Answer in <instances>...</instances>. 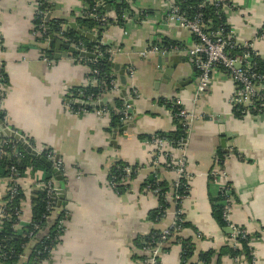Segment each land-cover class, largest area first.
I'll use <instances>...</instances> for the list:
<instances>
[{"label":"crops","instance_id":"1","mask_svg":"<svg viewBox=\"0 0 264 264\" xmlns=\"http://www.w3.org/2000/svg\"><path fill=\"white\" fill-rule=\"evenodd\" d=\"M49 1L53 5L51 17L65 21L64 30L80 17L84 6L83 0ZM126 1L129 11L125 15L143 22H125L123 27L111 24L102 36L103 45L121 48L113 63L123 65L124 75L128 66L135 70L132 81L125 78L126 93L127 88L137 92L132 100V119L121 128L131 127L121 131L110 129V117L98 116L94 109L80 115L70 109L68 102L76 101L74 90L87 85L89 67L74 61L71 55L57 61L50 59L51 63L41 60L45 46L33 36L37 0H0V65L7 81L4 121H0L35 147L59 158L62 180H56V188L63 190L59 201L67 218L59 242L44 264H140L143 253L137 240L172 224L173 208L159 221L150 219L159 201L143 187L149 174L166 183L176 179L165 153L155 150L145 139L174 131L172 109L163 102L171 99L179 100L196 116L183 149L163 150L173 159L183 156L186 161L189 195L181 203L186 225L180 236L193 244L192 262L202 264L199 257L209 250L219 256L226 243L224 231L212 216L219 184L210 182L209 175L216 172L233 191L228 221L246 230L252 239L255 264H264V113L242 117L233 113L231 98L236 86L222 70L213 73L206 92L193 102L198 73L184 57L185 62L177 64L171 81L160 82L165 69L163 57L143 59L140 51L162 40L190 46L194 38L188 31L164 23L168 8L165 2ZM228 1L224 14L235 41L250 44L264 61V40L257 39L264 30V0ZM61 52L64 54V49ZM115 96L104 97L103 107H113ZM222 141L225 148L221 147ZM117 161L138 170L131 187L121 195L108 184L109 171ZM49 173L32 167L24 177L25 220L31 213L27 202L31 183L35 178L56 179ZM5 191L1 180L0 199ZM180 253V247L171 244L167 251L160 252V264H180ZM211 264L236 263L221 256L214 257Z\"/></svg>","mask_w":264,"mask_h":264},{"label":"built area","instance_id":"2","mask_svg":"<svg viewBox=\"0 0 264 264\" xmlns=\"http://www.w3.org/2000/svg\"><path fill=\"white\" fill-rule=\"evenodd\" d=\"M168 5L164 16V23L168 26L178 27L179 29L188 31L192 37L194 38L193 43L190 46L183 45H171L169 47L161 46L160 44L148 47L142 51H140L139 56L143 59H147L150 56L158 55L160 57L165 56H180L187 58L192 65L197 70V82H196V90L193 97V102H197L199 97H201L206 90L208 89L212 75L217 70H222L229 75L231 80L236 86L235 93L231 98V106L233 111L239 112L241 115L251 114L253 112L264 113V84H261V81H264V75L260 76L256 72V63L254 61V56H257L256 52L252 50L250 44L239 45L235 41V37L232 32L229 30L228 33H224L222 29L212 30L207 23L204 21V16L202 13L197 12L194 17H188L186 14L182 13L179 6L175 4L174 0H161ZM43 3H47L52 5L49 0H42ZM229 4L228 0H203V4L199 7L203 9L204 5L214 6L215 8L221 6L225 9ZM41 3L39 0L35 3L36 11L35 15L40 18V23L36 27L34 26L33 36L36 39V42L42 43L45 47L41 49V60L45 63H51L50 58L46 55V44L48 42V38L44 39L42 42L39 39L44 38L46 33V17L49 14L48 10H40ZM100 4L97 2L93 6V8L89 9L87 5L84 4L82 12L79 14L80 18H88L96 21L100 25L107 26V28L111 25L108 22L107 14L100 13ZM123 21L125 22H137L141 23L139 17H132L128 15L123 16ZM106 28V29H107ZM66 30L63 29V25L61 26V32L58 34L59 37L66 42L70 43L75 51L95 54V51L98 50V46L96 45L93 48V51L89 52L85 49V46L80 41H73L69 39L63 38V33ZM106 31V30H105ZM103 36V34H102ZM257 39L264 40V30H261ZM102 43V40H101ZM103 44V43H102ZM242 49L241 52L236 53V50ZM109 60L113 62L117 55L121 53L120 47H113L108 49ZM72 59L77 61V59L83 58H74ZM96 58V56H95ZM94 58V59H95ZM94 59H88V61L92 62ZM80 61V60H79ZM86 63V62H85ZM88 66V64L86 63ZM88 74L95 75V77L89 78L87 75V85L98 86L101 90L96 96L93 95H85L82 90H77L74 98L76 101H81L83 104L87 103H99L104 97L107 95H120V82L118 76L111 79L108 83L103 80H98L96 76L98 75L96 70H90ZM135 77V70L132 66H128L125 68V78L128 82L132 81ZM7 93V84L4 81V78L0 75V113L2 112L3 103L5 101ZM129 99L133 100L137 97V92L132 88L130 89V95H128ZM171 103H174L176 106H181V103L177 99L168 100ZM72 111H75L76 114H84L89 111V109L85 108H76L74 110L73 107L70 108ZM114 113L121 116L120 124L126 125L132 119V107L123 99V105L121 109L113 110ZM94 113L98 116H109L110 112L106 107H99L94 109ZM179 120V124L184 130V134L189 135L191 125L193 121L196 119V116L193 112H190L183 108H179L178 113L176 115ZM29 146L32 147L39 155L44 157L46 160L50 162H54L55 155L46 151L42 148L35 147L31 145L26 138L21 135ZM186 139H181L176 147L173 144L164 138L153 137L151 141V145L155 148V150L165 153V157L169 161V165L172 166V170L175 173L176 179L173 182L175 188L180 185V181L183 180L187 182L189 187V175L186 171V161L183 156L178 157L177 159H173L172 155L164 152V149H183L186 144ZM19 143L12 139H0V161H6L9 164L6 167L8 170L7 176L0 178L5 182V195L0 199V225L1 222L7 219V209L12 204V202L21 194L25 196L27 190L25 189L22 181L26 174L31 170V168L26 169L23 173L20 172L16 164L20 162L22 159V154L18 147ZM45 153V156L43 154ZM157 166V163L154 164L153 169ZM57 169H60V164L56 163ZM137 168L134 166L126 165L122 169V175L113 176L108 179L109 187L118 194V187L124 186L127 190L131 187L133 179L131 175L137 173ZM212 178V182L214 184H219V190L226 192L229 190L227 184L223 182V175H218L216 172H212L209 175ZM156 181H159L157 176H155ZM57 182L54 178H39L34 179L30 186V193L28 194V201H30L31 197H33V193L36 191H42L45 194L46 199V214L43 219L47 222L50 221L54 210L56 209V205L53 202V196L56 188ZM185 187V185H183ZM147 192L153 193L156 197L160 194V189L158 187L151 189V187L147 184L145 187ZM226 194V193H225ZM227 195V194H226ZM187 197V196H186ZM185 197H181L180 195H175L174 197L166 196L167 202L171 203L172 206L175 207L178 201H180V208L174 209V220L172 224L165 230H163L159 239L156 242H146L141 249L143 253V259L140 260V264H160L159 254L161 247L170 239L176 238L181 233L180 223L183 221L181 216H183L181 203ZM23 200H20L18 206L13 208L14 216L16 218V224L14 225V230L17 234H23L25 229L32 225L31 213L30 218L25 220L23 217ZM231 202V200H229ZM232 202L229 203L225 207V218L227 219L228 212L231 208ZM168 211V210H167ZM67 218L66 212L63 210V216L59 218L56 222V234L51 238L50 234L46 233L45 227H40L37 224H34L32 230L28 233L29 239L32 241H40L41 249L37 251V255H44L45 258L34 263L28 262L27 256H21L20 259L23 264H44L54 251L56 245L59 242V238L62 234L63 227L65 224V219ZM229 222V221H228ZM232 224V223H231ZM233 225V224H232ZM246 230L240 232V230L232 227V238H236L238 235H241L242 238L246 236ZM253 253V264H255V255ZM13 253L7 252L2 245V241L0 240V259L6 260L7 257L12 256ZM234 262V261H233ZM236 264H239V260L235 261Z\"/></svg>","mask_w":264,"mask_h":264},{"label":"trees","instance_id":"3","mask_svg":"<svg viewBox=\"0 0 264 264\" xmlns=\"http://www.w3.org/2000/svg\"><path fill=\"white\" fill-rule=\"evenodd\" d=\"M41 3L40 10H48V13L52 16V7L53 5L43 3L42 0H39ZM98 1H101L103 3V6L100 4V13L107 14L108 16V22L109 24L123 27L124 21L123 16L126 12L129 11V5L126 0H83V3L89 7V9L93 8L95 3ZM175 4H177L182 11V13L186 14L188 17H194L197 12H200L204 16L205 23L208 24V26L212 30L216 29H222L224 33H228L230 28L228 27L226 17L224 14V9L219 6L215 8L214 6L204 5L203 9L199 10V7L203 4V0H174ZM105 7L109 8V12L105 10ZM40 23V18L38 16H34L33 19V26H38ZM75 23L78 26V28L85 32L89 33L91 35L95 36L96 43H88L84 39H81L79 36L75 34L74 31L71 29H67L62 35L64 39H69L73 41H80L84 44L85 49L89 52L93 51V48L97 45L98 50L95 51L96 58L90 62L88 59H77V61L80 60V62H86L88 64V67L90 70H96L98 75L96 78L98 80H103L107 83L111 81V79L118 76L117 72L114 71V69L111 67V61L109 60V54L108 49L112 48L111 46L103 45L101 43L102 40V34L105 32L107 26L100 25L96 21L88 19L86 17L84 18H77L75 19ZM65 21L63 20H57L53 17H50L48 26L50 32L53 34L54 37L60 38L59 33L61 32V26L65 25ZM48 38L47 35H44V38L39 39L40 42H42L44 39ZM161 46L169 47L171 45H177L176 43H173L168 40H162L160 43ZM242 49L236 50V53L241 52ZM46 55L48 58H50L51 50L47 47L46 49ZM74 58H78L77 55H73ZM254 61L256 63V72L262 76L264 75V61H262L258 56H254ZM114 62V61H113ZM0 75L4 78L5 83L7 84L6 77L3 71L2 66L0 65ZM88 77H95V75L88 74ZM261 84H264V81H261ZM77 90H82L85 95H93L96 96L99 93H101V90L98 86H91L86 85L84 88H78L74 90L73 94H76ZM127 94L130 95V91L127 88ZM113 101V107H107L110 112V129L115 130L121 128L120 124V118L121 116L114 113L113 110L115 109H121L123 105V99L116 95L112 99ZM164 104L167 107H170L172 109V115H173V122H174V131L168 133V134H155L149 137H146L145 139L151 141L153 137H159L164 138L170 141L173 146L176 147L177 143L183 138L186 139L187 135L184 134V130L179 124V120L177 119L176 115L178 113L179 108L181 106H176L174 103H171L169 101H163ZM237 117H242L239 112L233 111ZM261 114L259 112H253L251 115H258ZM0 120L4 121V115L0 113ZM31 145L35 146L34 143L28 139H26ZM20 152L22 154V159L18 164H16L17 169L20 172H24L28 168H40L45 170L49 175V170L46 169L39 161L36 159L30 157L20 145H18ZM45 156V153L43 154ZM222 160V159H221ZM220 160V161H221ZM9 163L6 161H0V178H3L7 176L8 170H6V167ZM127 164L122 163L120 161H117L114 163V165L111 167L109 171V177L113 176H119L122 175V169ZM171 169L172 166L168 165ZM156 172V170H155ZM135 174L131 175V178H135ZM210 182L212 181V178L209 176ZM149 185L151 189H154L158 187L160 189V194L157 195L158 201H159V208L154 211L151 214L150 219L152 221H159L161 220L167 210L171 208L178 209L180 208V201L177 202V204L174 206L171 205V203L167 202L166 196L174 197L175 195H180L181 197H186L189 195V187L187 185V182L181 180L180 185L175 188L174 183H166L162 181H156L155 175L149 174L146 178V180L143 183V187L146 185ZM185 185V187L183 186ZM229 187L226 192L219 190V195L216 197L215 200L212 201V216L213 219L218 224L219 228L224 231V238L226 239V243L220 251V255L217 256L215 250H209V252L202 254L199 257V261L202 264H211L214 257H221L225 256L231 259L232 261L239 260V264H253V253H252V247H251V236L247 233L244 238H242L241 235H238L236 238H232V227H234L237 230H240V232H244L245 229L232 225L230 222H228L225 218V207L229 203H233V191L231 187L227 184ZM127 190L126 187L121 186L118 187V194L121 195ZM227 195H226V194ZM24 196L21 194L12 202V204L7 209L8 217L7 219L3 220L0 225V240L2 241V245L4 246L5 251L13 253L12 256L7 257L6 260L0 259V264H23L20 257L21 256H27L29 263H34L36 261L42 260L45 258L44 255H37V251L41 249L40 247V241H32V239H29L28 233L32 230V227L34 224L39 225L40 227H45V232L50 234V237L52 238L56 234V222L59 218L63 216V207L60 206L59 208H56L53 212V215L50 219V221H45L43 217L46 214V199L45 194L42 191H36L33 193V197L30 199V205H31V220L32 225L28 226L23 234H17L14 230V225L16 224V218L14 216L13 208L18 206L20 203V200H23ZM231 200V202L229 201ZM181 219L183 220L180 223L181 231L185 227L184 222V216H181ZM161 233V232H160ZM160 233L153 232L150 235L146 237L139 238L137 240V246L138 249L141 250L143 248L144 243L146 242H156L159 239ZM171 244H176L180 247L181 253H180V264H194L192 262L193 257V244L189 241H186L182 239V237L179 235L176 238L170 239L164 244L161 249V251H167L169 249V246ZM143 259V256L140 258V260Z\"/></svg>","mask_w":264,"mask_h":264},{"label":"water","instance_id":"4","mask_svg":"<svg viewBox=\"0 0 264 264\" xmlns=\"http://www.w3.org/2000/svg\"><path fill=\"white\" fill-rule=\"evenodd\" d=\"M98 3L103 6V3L101 1H98ZM105 10L107 12H109L108 7H105ZM50 17H51L50 14H48L46 17V33L48 36L47 47L51 50V52H53V53H51L52 55L50 56L51 60L57 61V60H60L61 58H67L70 55H77L79 58H85V59H94L95 58L96 54L77 52V51H75V49L72 46H70V43H68V42L64 43L63 40H61L60 38L54 37L53 34L50 32L49 26H48ZM67 27L69 29H71L72 31H74L77 36H79L81 39H84L88 43H92V44L96 43L94 35H91L89 33H85L83 31H81L75 23H68ZM61 49H64V51H65L64 54L61 52ZM163 60L165 62V69L163 70V74H162L163 81H160V82L167 84L168 82L171 81V78L173 76V73L175 71L177 64L179 62L184 63L185 59L183 57L173 55V56H165V57H163ZM111 67L119 75V82H120V95L119 96L122 99H124V101H126L132 107L133 101L131 99H129V97L126 93V90H125L126 80H125L123 65H119V64L112 62ZM105 102H106L105 99H102L97 104H95V103L83 104L81 101H73V102L70 101L68 103L72 107H75V108L96 109V108L104 106ZM0 125H1L0 139L8 138V139H12V140L18 142L19 145L22 147V149L30 157L39 161L46 169L51 171V173L56 177L55 180H57L58 182H61L62 179L60 176V171L56 167V163L59 160V158L57 156L55 157L54 162H50V161L46 160L44 157L39 155L34 149H32L31 146L28 145V143L21 136V134L13 131L12 129L7 127L5 124H3L1 121H0ZM129 127H131V125L124 126L120 130L126 131ZM112 137H113L112 139H114L115 135H113ZM221 147L225 148V142L224 141L221 142ZM62 192H63V190H57V189L54 192L55 195L53 196V202L55 203L56 208L60 207L59 195Z\"/></svg>","mask_w":264,"mask_h":264}]
</instances>
